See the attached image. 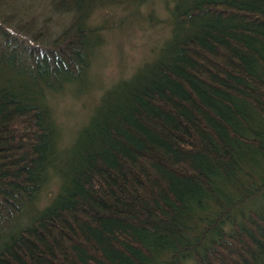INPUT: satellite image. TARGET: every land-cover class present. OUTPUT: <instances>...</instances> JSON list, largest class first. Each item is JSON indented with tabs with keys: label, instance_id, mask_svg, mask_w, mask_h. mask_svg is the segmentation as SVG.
Here are the masks:
<instances>
[{
	"label": "trees",
	"instance_id": "obj_1",
	"mask_svg": "<svg viewBox=\"0 0 264 264\" xmlns=\"http://www.w3.org/2000/svg\"><path fill=\"white\" fill-rule=\"evenodd\" d=\"M144 1L55 0V37L0 0V264H264V0H175L159 54L60 147L50 102L87 80L94 11Z\"/></svg>",
	"mask_w": 264,
	"mask_h": 264
},
{
	"label": "rangeland",
	"instance_id": "obj_2",
	"mask_svg": "<svg viewBox=\"0 0 264 264\" xmlns=\"http://www.w3.org/2000/svg\"><path fill=\"white\" fill-rule=\"evenodd\" d=\"M54 1L4 0L12 9L7 11L8 15L19 23L21 30H27L32 36L48 31L52 33L50 36L56 37L71 23L74 14L60 12L54 7ZM174 2L147 0L139 4H109L94 11L91 23L102 27V41L95 50L87 80L83 84L66 85L50 102L62 129L60 147H68L79 124L88 122L110 85L120 78L130 77L138 66L152 61L159 54L170 34ZM58 186L56 178L52 177L36 200L37 209L53 199ZM28 207L20 211L17 228H22L31 219ZM188 264L195 263L189 261Z\"/></svg>",
	"mask_w": 264,
	"mask_h": 264
}]
</instances>
